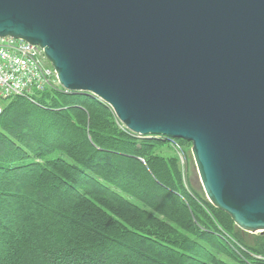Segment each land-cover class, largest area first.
I'll return each mask as SVG.
<instances>
[{
	"label": "water",
	"instance_id": "1",
	"mask_svg": "<svg viewBox=\"0 0 264 264\" xmlns=\"http://www.w3.org/2000/svg\"><path fill=\"white\" fill-rule=\"evenodd\" d=\"M4 37L132 133L191 142L209 201L264 233V0H0Z\"/></svg>",
	"mask_w": 264,
	"mask_h": 264
},
{
	"label": "trees",
	"instance_id": "2",
	"mask_svg": "<svg viewBox=\"0 0 264 264\" xmlns=\"http://www.w3.org/2000/svg\"><path fill=\"white\" fill-rule=\"evenodd\" d=\"M1 105L0 264H264V233L202 212L178 161L155 153L172 139L120 128L84 92Z\"/></svg>",
	"mask_w": 264,
	"mask_h": 264
},
{
	"label": "built area",
	"instance_id": "3",
	"mask_svg": "<svg viewBox=\"0 0 264 264\" xmlns=\"http://www.w3.org/2000/svg\"><path fill=\"white\" fill-rule=\"evenodd\" d=\"M48 90L65 91L44 49L14 37L0 38V114L2 101Z\"/></svg>",
	"mask_w": 264,
	"mask_h": 264
},
{
	"label": "rangeland",
	"instance_id": "4",
	"mask_svg": "<svg viewBox=\"0 0 264 264\" xmlns=\"http://www.w3.org/2000/svg\"><path fill=\"white\" fill-rule=\"evenodd\" d=\"M49 91H52V90H49ZM109 108L112 110L111 107H109ZM114 120H115V122H117V124L120 128H123L124 130L130 131L129 129H127L123 125V123H121L119 121V119L116 117V115H115ZM133 134H135V133H133ZM145 136H148V135H145ZM149 136H152V135H149ZM155 153H159L167 159H169V158L170 159H176V161H178V164L180 165V167L184 173V177L186 180L187 187L191 190V192L193 189V191L195 193L194 196L196 195L197 198L199 199L200 209L202 210V212H207V214L209 213L212 216L211 212L206 207V203L209 202L211 205H213V204L209 201V199L206 196V193L204 191V188L202 186V183H201V180L199 177V173H198V170H197V167L195 164V160H194V157L192 154V143L189 141L183 140V139H176L175 138V139H172V142H166L164 144L159 143L156 146ZM66 159L71 161L70 158L66 157ZM189 185L192 187V189L190 188ZM155 216L157 218H160L161 220H164L163 216H157V215H155ZM220 257L227 258V261L230 264H239L236 261H234L233 259L226 257L225 255H221Z\"/></svg>",
	"mask_w": 264,
	"mask_h": 264
}]
</instances>
